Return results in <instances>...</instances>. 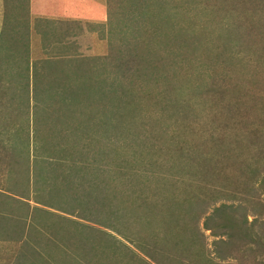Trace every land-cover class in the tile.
Masks as SVG:
<instances>
[{"label":"rangeland","instance_id":"obj_1","mask_svg":"<svg viewBox=\"0 0 264 264\" xmlns=\"http://www.w3.org/2000/svg\"><path fill=\"white\" fill-rule=\"evenodd\" d=\"M262 97L264 0H0V264H264Z\"/></svg>","mask_w":264,"mask_h":264},{"label":"trees","instance_id":"obj_2","mask_svg":"<svg viewBox=\"0 0 264 264\" xmlns=\"http://www.w3.org/2000/svg\"><path fill=\"white\" fill-rule=\"evenodd\" d=\"M262 98L264 99V97H262ZM195 197H197V196L195 195ZM192 198H194V196L192 194L186 195V198L184 200H182V202L179 204L181 209L183 207L182 203L186 202L187 204H190L192 201ZM175 205H176V207H178V204L175 203ZM191 205H192V203H191ZM237 206H239V203L232 205V206H231V204L221 203L220 205L213 207L210 210V212L205 216V219L203 220L202 226L205 229H210V227H213V226H215L218 229H222V228L224 229L225 228L224 233L227 235L228 231L226 229L228 228V225L222 224L215 217L219 216L220 213H222L224 210L231 209V208H234ZM150 208L151 207L147 206L146 217L144 219H140V222H139V220L137 221L138 222L136 224L137 229L134 232L135 233L139 232L143 236H146V235L150 236V238L152 239L151 240V247H152V245H156V243H158L157 241L162 239V238H159V236H158V229H160V228L157 226V224L155 222L156 218L152 214L154 212L150 211L149 210ZM157 212H159V211H157ZM172 213H174L172 216V219L168 217V220L170 221V224H171L170 228L169 227L167 228V222L166 223L164 222L165 227H163V230L166 228V230H164V231L170 232L171 238L174 237V240H172L173 245H171V246L175 247L177 254H179L180 250H184L186 248L187 244H192L194 249H197V251H200L199 248L197 247V241H196V239L198 237L197 233L198 234L200 233V231L198 230V228L196 226V219L198 218V215L196 216L195 214H193L192 208L187 209V210L185 209L183 211L180 210V212H178V208H176L175 212L172 211ZM230 234L231 233H229V235ZM162 241H163V239H162ZM218 242L220 243L221 240H218ZM168 245H170V244H168ZM179 245H181V249L178 248ZM171 246H169V248ZM173 256H176V254H174ZM173 256L168 255L167 259L170 260L173 258ZM203 256L206 257V255L204 253H203ZM160 259H162V257H159V260ZM201 260H204V259H201ZM178 264H180V263H178Z\"/></svg>","mask_w":264,"mask_h":264}]
</instances>
